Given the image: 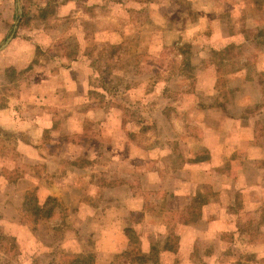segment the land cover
<instances>
[{"label": "rangeland", "instance_id": "1", "mask_svg": "<svg viewBox=\"0 0 264 264\" xmlns=\"http://www.w3.org/2000/svg\"><path fill=\"white\" fill-rule=\"evenodd\" d=\"M8 96L43 110L26 172L55 194L22 179L1 200L0 264H264V0H0ZM248 119L253 178L214 192L211 165L230 163L207 151L249 139ZM179 178L193 196L177 208Z\"/></svg>", "mask_w": 264, "mask_h": 264}, {"label": "crops", "instance_id": "2", "mask_svg": "<svg viewBox=\"0 0 264 264\" xmlns=\"http://www.w3.org/2000/svg\"><path fill=\"white\" fill-rule=\"evenodd\" d=\"M47 81H43V84H46ZM55 91H60L59 88ZM39 94V93H38ZM44 93L41 94V99H43ZM237 96L240 97L241 93L236 92ZM21 106H25V103L22 100H19L18 98H14L12 96L7 97V101H5V104L0 106V206L3 203L1 200L3 198L11 200V197L14 194H21L25 195L27 189L18 190L16 187L19 186V182L24 179L25 181H42L41 189L44 192V189L46 190L45 194L47 196L55 194V192L51 191V187L49 189V186L43 182V177L41 179L34 177L33 175L26 172L27 167L32 168L33 164L35 162L34 154H33V148H34V140H32L31 134L34 132V126L35 123H37L40 127V117L43 112L42 108L39 109V112L37 114H34L31 112H27L24 110ZM219 103H216V105L209 106L207 110L210 112L218 110ZM40 115V116H39ZM36 118L39 119V121H36ZM251 119V118H249ZM248 119V120H249ZM250 127H244L240 128L239 131L241 133H244L246 135H250V138H241L238 139L235 143H232L231 146L228 149L225 148L221 142H219L216 145V148L223 147V151L219 150H208L207 153L210 154L211 161H213L215 155L222 156V154H228L227 158L225 159V163H230V170L224 172V171H216L215 166L220 165L219 161H216L214 164L211 165V168H213L210 172H213L215 176V185H214V192L221 193L223 183L228 182L227 180V173H230V177L236 178L237 183L240 178H242L244 181L250 177L253 178V176H250L251 171H249V166L251 164H259V160L253 161L256 157H251L248 155L253 148H254V141L251 138L252 133L254 131L253 126L250 124L251 121H248ZM47 126L41 127V130H44L42 128H46ZM224 157V155H223ZM222 160V159H221ZM251 160L253 161L251 163ZM261 165H264V160H260ZM23 167L20 174L16 175V169L19 167V165ZM209 166V165H208ZM215 167V168H214ZM210 170V166L207 167ZM219 169V168H218ZM261 179H264V176L261 177ZM185 180H182L181 178L177 179L175 182V189H171L173 191L174 196L176 197V200L174 202V205L177 206V208L181 205H190L192 202V194L188 188H186V185L188 182H184ZM255 185V184H253ZM239 189V186L237 187ZM252 187H247L245 189L240 188L239 190L241 192H250ZM16 190V191H15ZM15 191V192H14ZM28 194V193H27ZM129 194V193H127ZM25 199V198H24ZM133 202H136V200L140 201L139 206L140 207H133L131 210H137L141 209L142 200L136 197L135 199H132ZM217 201V199H216ZM216 201H208L202 205V211H208V210H218V211H225L224 207H220V203ZM129 202H132L129 200ZM138 202V201H137ZM39 206H42L40 203H38ZM43 204V203H42ZM223 208V210L221 209ZM221 209V210H220ZM213 224L217 226L219 229L217 231V235L221 234V229H225L226 224L224 223V219L222 216H218L215 221H213ZM220 237V236H219ZM141 239L143 237L141 236ZM124 239L121 238V244L123 243V246L121 245V248H124L126 245L124 244ZM120 247V246H119ZM190 252H188L187 255H189ZM183 259V258H182Z\"/></svg>", "mask_w": 264, "mask_h": 264}, {"label": "trees", "instance_id": "3", "mask_svg": "<svg viewBox=\"0 0 264 264\" xmlns=\"http://www.w3.org/2000/svg\"><path fill=\"white\" fill-rule=\"evenodd\" d=\"M30 196H32L30 194ZM52 199L49 197L42 206H39L35 197H29V193L25 196L23 207L33 216V221L37 222L40 219H48L52 214V205H50ZM71 264H93L92 260L85 261V259L76 257L75 261ZM143 264V262H140Z\"/></svg>", "mask_w": 264, "mask_h": 264}, {"label": "water", "instance_id": "4", "mask_svg": "<svg viewBox=\"0 0 264 264\" xmlns=\"http://www.w3.org/2000/svg\"><path fill=\"white\" fill-rule=\"evenodd\" d=\"M19 11H21V10H19ZM12 36V35H11Z\"/></svg>", "mask_w": 264, "mask_h": 264}]
</instances>
